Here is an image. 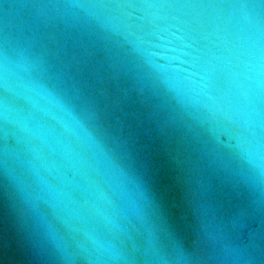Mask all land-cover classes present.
I'll use <instances>...</instances> for the list:
<instances>
[{
  "label": "water",
  "instance_id": "1",
  "mask_svg": "<svg viewBox=\"0 0 264 264\" xmlns=\"http://www.w3.org/2000/svg\"><path fill=\"white\" fill-rule=\"evenodd\" d=\"M0 264H264V0H0Z\"/></svg>",
  "mask_w": 264,
  "mask_h": 264
}]
</instances>
